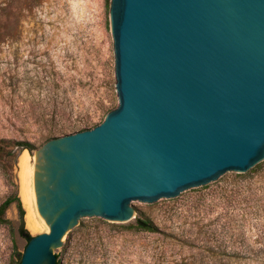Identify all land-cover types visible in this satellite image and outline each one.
I'll use <instances>...</instances> for the list:
<instances>
[{
	"label": "water",
	"instance_id": "1",
	"mask_svg": "<svg viewBox=\"0 0 264 264\" xmlns=\"http://www.w3.org/2000/svg\"><path fill=\"white\" fill-rule=\"evenodd\" d=\"M109 24L113 76L34 152L48 232L19 264H60L85 218L126 224L264 165V0H110Z\"/></svg>",
	"mask_w": 264,
	"mask_h": 264
},
{
	"label": "rangeland",
	"instance_id": "2",
	"mask_svg": "<svg viewBox=\"0 0 264 264\" xmlns=\"http://www.w3.org/2000/svg\"><path fill=\"white\" fill-rule=\"evenodd\" d=\"M110 0H0V264L45 232L34 152L60 138L114 74ZM28 144L32 153L18 144ZM24 150V151H22ZM22 151V152H21ZM16 162L14 163V161ZM114 224L85 218L60 264H264V165L229 174ZM136 219L154 232L135 230Z\"/></svg>",
	"mask_w": 264,
	"mask_h": 264
},
{
	"label": "trees",
	"instance_id": "3",
	"mask_svg": "<svg viewBox=\"0 0 264 264\" xmlns=\"http://www.w3.org/2000/svg\"><path fill=\"white\" fill-rule=\"evenodd\" d=\"M85 130H80L78 132H83ZM3 142L2 140H0V156L2 155H8L11 157H15V154L13 153H10V152H7L4 150V147L1 145ZM18 146L22 149H27V151L29 153H32V151L34 150V148H32V146L28 145V144H18ZM16 162V160L14 161V163ZM11 203H15L17 208H18V212H19V217H20V220L23 221V215H24V211L21 207V203H20V200H19V197L16 195L13 199H7L1 206H0V216L2 214V212L11 204ZM1 222H5V223H8V221H3L1 218H0V223ZM132 229H135V230H143V231H148V232H154L155 228L152 226L151 223H149L148 221H144V220H139V219H136V225L134 227H130ZM19 234L22 238H24L26 240V242H28L30 239H31V235L28 233L27 230L24 229L23 225L21 226L20 230H19ZM69 236V235H68ZM22 255V254H21ZM21 255H19V260L17 262V264L20 263V259H21ZM56 257V264H58L57 262V256L55 255Z\"/></svg>",
	"mask_w": 264,
	"mask_h": 264
},
{
	"label": "bare ground",
	"instance_id": "4",
	"mask_svg": "<svg viewBox=\"0 0 264 264\" xmlns=\"http://www.w3.org/2000/svg\"><path fill=\"white\" fill-rule=\"evenodd\" d=\"M33 161H34V159H33ZM33 165H32V172H33ZM33 191H34V187H33ZM32 198H33V201H34V194H32ZM35 206H36V204H35ZM36 210H37V206H36ZM37 212H38V210H37ZM39 215V214H38ZM40 216V215H39ZM41 218V217H40ZM41 220L43 221V223L45 224V222H44V220L41 218ZM48 232V227H47V225L45 224V232L44 233H47Z\"/></svg>",
	"mask_w": 264,
	"mask_h": 264
}]
</instances>
